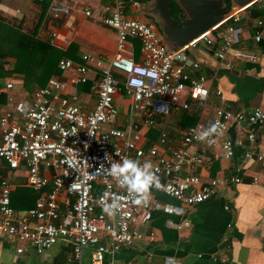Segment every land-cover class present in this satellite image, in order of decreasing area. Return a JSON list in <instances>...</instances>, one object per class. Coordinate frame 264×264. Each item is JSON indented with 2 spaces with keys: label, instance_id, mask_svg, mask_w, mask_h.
Wrapping results in <instances>:
<instances>
[{
  "label": "built area",
  "instance_id": "1",
  "mask_svg": "<svg viewBox=\"0 0 264 264\" xmlns=\"http://www.w3.org/2000/svg\"><path fill=\"white\" fill-rule=\"evenodd\" d=\"M263 1L253 0L233 12L229 19L239 22L246 8ZM141 9L139 0H110L100 22L115 31L111 59L104 62L90 53L82 54L81 62L62 58L58 62L60 75L52 76L44 87L26 94L28 99L17 100L14 94L15 87L22 86L21 81L0 75V94H5L3 106L0 104V236L13 243L17 255L25 252L24 244L36 255H42L64 240L71 243L68 264H83L86 250L90 264H123L106 262V256L133 246L142 237L139 228L151 220L152 211L163 209L161 204L150 202L152 193H162L184 206H192L208 200L223 186L239 183L238 170L230 176L206 181L197 174L204 161L189 148L213 143L212 136L204 141L196 138L206 130L201 123L188 127L173 149L168 148L165 133L146 147L142 130L154 124L155 114L167 113L165 99L176 106L181 95L187 94L198 106L206 103V79L195 74L199 64L185 51L200 42L210 45V32L215 29L183 48H167L154 25L130 16ZM85 15L89 17L92 12L86 9ZM233 33L229 28L231 35L225 37L215 53L229 68L233 66L228 57L234 45ZM133 40L140 44L139 60L133 53ZM252 40L264 46L263 21L257 22ZM63 43L68 45L69 41ZM241 57L255 60L251 54ZM91 73L97 76L93 86L97 102L92 111H84L64 99L65 91L69 85L88 83ZM119 94L131 100V110L136 116L127 129L112 126L118 117L114 98ZM216 94L219 96L220 92ZM189 106L184 102L181 108L188 112ZM230 123L238 127L261 126L264 108H255L247 114L215 108L211 122V126H217L214 134L223 136ZM248 140L254 143L255 134L250 133ZM220 146L223 158L231 160L234 156L231 141L225 139ZM251 157L247 152L244 160ZM124 158L152 163L159 184L150 188L146 204L134 203L136 194L105 171L111 163ZM3 169L24 171L25 180L20 185L41 193L32 208L15 212L11 194L17 184L9 174H3ZM114 199L119 207L114 215H109L104 206ZM164 211L179 215L184 209L164 208ZM167 226L181 228L171 222ZM171 264H176L174 259Z\"/></svg>",
  "mask_w": 264,
  "mask_h": 264
},
{
  "label": "crops",
  "instance_id": "2",
  "mask_svg": "<svg viewBox=\"0 0 264 264\" xmlns=\"http://www.w3.org/2000/svg\"><path fill=\"white\" fill-rule=\"evenodd\" d=\"M141 5V11L130 13V16L154 25L160 39H164L159 25L151 16L138 15L142 10L146 12L150 9L151 0L146 4L141 2ZM226 5L230 6L231 0ZM109 6L110 0H51L49 10L39 23L41 9L35 0H0V12L21 21L24 31L36 32L41 40L49 41L52 46L63 51L76 45L78 57L90 53L102 60L107 59L109 53L113 55L115 50V32L110 28V31H105L107 27L100 22ZM250 8L260 9V16L250 17ZM86 9L92 12L91 16L85 15ZM233 12L229 10L227 18L210 32V45L200 42L187 49V56L199 64L195 74L206 79L208 99L202 106L190 100L187 94L181 95L176 106L164 100L167 113L161 115L167 131L171 132L172 139L170 137L167 143L170 149L178 145L188 127L201 123L208 129L217 107L243 114L258 107L264 108V46L252 40L257 22H264V1L245 9L240 14L239 22L229 19ZM229 28L234 31V45L228 54L233 60L230 68L215 56L225 37L231 35L228 34ZM64 40L69 41V44L65 45ZM131 43L135 59L139 60L140 44L137 40ZM247 54L254 55L255 60L242 59L241 55ZM69 60L75 62L73 58ZM13 63L11 59L0 60V66L6 71L11 69ZM95 81L97 76L91 73L88 83L69 85L64 99L84 111H92L97 102L93 87ZM217 92H220L219 96ZM29 93L23 92L24 95ZM184 102L190 105L188 112L181 108ZM114 104L118 117L112 126L127 129L136 121L131 100L119 94L115 96ZM144 132L143 129L142 134L148 145L149 139ZM250 133L255 134L252 144L248 140ZM212 138L211 144H197L189 148L190 152L198 154L204 161L203 166L197 169V174L206 181L230 176L238 170L239 183L223 186L208 200L192 206H184L162 193H152L150 202L161 204L163 209L152 211L151 220L139 228L142 237L133 246L107 255L106 262L164 264L165 258L171 257L176 264H264V124H243L238 127L230 123L223 136L213 134ZM225 139L233 144L234 156L229 161L223 158L220 146ZM247 152L252 157L244 160ZM3 174H9L14 184L23 186L20 183L25 180L24 171L3 169ZM180 207L184 209L183 214L164 211V208ZM167 222L181 228H169ZM184 223L188 226L185 227ZM24 247L25 252L17 255L13 243L0 236V264H68L67 258L71 252V243L64 240L42 255H36L28 244H24ZM83 264H90L88 250L84 254Z\"/></svg>",
  "mask_w": 264,
  "mask_h": 264
},
{
  "label": "trees",
  "instance_id": "3",
  "mask_svg": "<svg viewBox=\"0 0 264 264\" xmlns=\"http://www.w3.org/2000/svg\"><path fill=\"white\" fill-rule=\"evenodd\" d=\"M40 7V19L49 10L51 0H35ZM127 1V0H124ZM147 3L150 0H139ZM227 4L230 0H225ZM169 8L174 18H177L181 9L175 0H170ZM248 8H246L247 10ZM250 17L260 16L261 10H249ZM222 26H224L222 24ZM219 26V27H222ZM217 29V28H216ZM215 29V30H216ZM136 41V40H134ZM138 42V41H137ZM81 56L77 55L76 45H72L68 50H60L49 41L41 40L36 32L29 33L23 30L22 22L15 18H10L0 12V60L11 59L14 63L9 71L0 66V75L2 78H16L22 83V90L33 92L36 88L44 87L52 76H59L58 62L62 58H73L75 62H81ZM17 95L16 93H14ZM5 94H0V104L5 102ZM162 133H165L167 139L171 137V132L167 131L162 115L155 114L154 124L145 129L144 135L148 137L149 144L152 145L158 141ZM172 139V137L170 138ZM146 145V147L148 146ZM99 190H97L98 194ZM40 192L34 191L25 186H17L11 194V206L15 212L20 213L32 208L40 196Z\"/></svg>",
  "mask_w": 264,
  "mask_h": 264
},
{
  "label": "water",
  "instance_id": "4",
  "mask_svg": "<svg viewBox=\"0 0 264 264\" xmlns=\"http://www.w3.org/2000/svg\"><path fill=\"white\" fill-rule=\"evenodd\" d=\"M253 0H177L182 13L176 20L169 8L170 0H151L150 9L144 14L151 16L171 49L189 45L202 34L218 27L228 16L229 10L237 11ZM187 53V51H185Z\"/></svg>",
  "mask_w": 264,
  "mask_h": 264
},
{
  "label": "clouds",
  "instance_id": "5",
  "mask_svg": "<svg viewBox=\"0 0 264 264\" xmlns=\"http://www.w3.org/2000/svg\"><path fill=\"white\" fill-rule=\"evenodd\" d=\"M217 132V126L212 125L201 132L196 138L200 141L212 136ZM118 183L125 187L130 193L136 194L134 200L136 204H146L148 201L149 190L153 186H158V177L152 171V163L145 161L141 164L138 160L124 158L121 162H113L110 167L105 169ZM119 207L118 200H113L111 204L104 206V211L109 215H114ZM173 258H165V264H171Z\"/></svg>",
  "mask_w": 264,
  "mask_h": 264
},
{
  "label": "rangeland",
  "instance_id": "6",
  "mask_svg": "<svg viewBox=\"0 0 264 264\" xmlns=\"http://www.w3.org/2000/svg\"><path fill=\"white\" fill-rule=\"evenodd\" d=\"M145 12H143V10H142V12L141 13H139L138 15L139 16H142L143 14H144ZM105 28H106V26H105ZM111 29V28H110ZM111 30H113V29H111ZM105 31H110L109 30V27H107V29H105ZM114 31V30H113ZM115 32V31H114ZM162 42H164L165 43V46L167 47V48H171V45L169 44V43H167L163 38H162ZM109 53V52H108ZM97 57V56H96ZM111 57H112V53H109V56H107V59L108 60H110L111 59ZM99 58V57H98ZM107 59H105V60H103L104 62H107L108 60ZM102 60V59H101ZM23 92H24V90H22V88H21V86L19 87V86H16L15 87V89H14V93H16L17 94V96H18V98L19 99H23V98H25V95L23 94ZM132 113L133 114H135V112L132 110Z\"/></svg>",
  "mask_w": 264,
  "mask_h": 264
}]
</instances>
